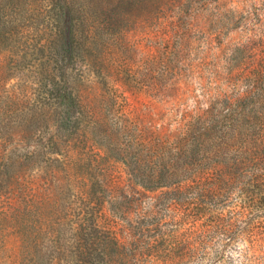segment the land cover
I'll list each match as a JSON object with an SVG mask.
<instances>
[{
	"label": "trees",
	"instance_id": "obj_1",
	"mask_svg": "<svg viewBox=\"0 0 264 264\" xmlns=\"http://www.w3.org/2000/svg\"><path fill=\"white\" fill-rule=\"evenodd\" d=\"M182 1L0 0V264H188L198 252L218 264L208 241L231 240L249 229L248 213L264 211V39L259 51L232 49L215 75L222 89L196 114L158 123L129 111L111 124L81 123L75 82L82 65L126 93L178 90L173 66L156 78L157 55L133 68L106 40L129 37L121 21L132 23L140 5ZM17 66L22 75L10 83L7 71ZM80 135L107 155L74 157L70 143ZM126 181L160 193L153 207L165 217L158 210L135 216L142 200L127 193ZM183 211L213 218L194 226Z\"/></svg>",
	"mask_w": 264,
	"mask_h": 264
},
{
	"label": "rangeland",
	"instance_id": "obj_2",
	"mask_svg": "<svg viewBox=\"0 0 264 264\" xmlns=\"http://www.w3.org/2000/svg\"><path fill=\"white\" fill-rule=\"evenodd\" d=\"M210 1L209 4L183 0L177 3L167 2L161 6L151 3L140 5L135 11L132 23L121 21L122 25L131 28L129 37L106 40L108 51L112 48L110 53H117L126 58L133 68L143 64L141 57L145 59L147 55H157V58L163 61L156 58L155 77H158L165 64L173 66L180 74L178 90L169 91L161 97H154L144 91L126 93L123 86L112 77H105L104 74L80 64L75 83L84 105L82 125L90 118H96L98 123L102 120L111 124L123 118L122 115L133 116L131 112L141 114L140 119L152 117L158 123H164L181 114H196L197 106L206 108L212 105L215 99L211 97L221 88L219 84L224 83L223 80L216 81V72L221 70L223 73L226 70L232 49L243 44L250 49L260 50L259 45L264 39V0ZM144 15H147V20L142 24L140 19L145 17ZM135 45L138 47V53H132ZM125 46L132 48L128 50ZM134 54L138 55L133 57ZM4 59L5 57L0 56V64ZM21 71L19 66L15 70L7 71L8 75L15 77L10 83L16 82L17 77L22 75ZM200 75L201 78L198 77ZM248 108L249 114L252 115L255 107L248 105ZM70 144L74 157L85 153L100 157L107 155L101 144L87 135L78 136ZM107 159L104 157L102 162L111 163L116 170V176L121 174V166ZM39 173L42 175L44 171L40 170ZM125 184L129 195L142 200L140 207L134 212L135 216L160 210L158 206L153 207L154 202L160 198V193L143 190L130 181ZM232 198L238 202L241 201L242 195L235 192ZM177 213V216H182V212ZM157 217L163 219L165 215L159 211ZM183 217L194 226H200L209 223L213 214L197 218L193 213L190 215L183 211ZM247 217L251 222L248 230H239L229 241H208L214 244V248L208 249L207 252L219 250L222 261L216 263L264 264V231L261 229L264 224V211L259 214L248 213ZM201 257L205 256L198 252L188 257L187 262L206 264ZM151 261L149 263H156L154 259Z\"/></svg>",
	"mask_w": 264,
	"mask_h": 264
}]
</instances>
